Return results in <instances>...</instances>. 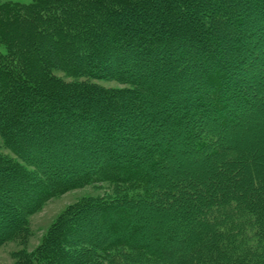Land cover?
Listing matches in <instances>:
<instances>
[{"label": "trees", "instance_id": "1", "mask_svg": "<svg viewBox=\"0 0 264 264\" xmlns=\"http://www.w3.org/2000/svg\"><path fill=\"white\" fill-rule=\"evenodd\" d=\"M254 7L264 26V0H0V243L23 240L27 216L62 191L119 188L65 208L14 264H264V176L227 139L249 126L244 115H261L264 91L257 81V90L231 91L222 39L246 31ZM192 86L200 102L174 111V93ZM171 99L175 107L162 109ZM169 116L192 122L179 152L217 167L206 176L210 193L192 172L164 165L177 155L170 145L142 143ZM175 124L164 129L173 139L182 132ZM183 198L192 208L177 217L192 233L187 252L169 259L173 234L155 247L126 236L143 210ZM96 213L99 237L72 234Z\"/></svg>", "mask_w": 264, "mask_h": 264}, {"label": "rangeland", "instance_id": "2", "mask_svg": "<svg viewBox=\"0 0 264 264\" xmlns=\"http://www.w3.org/2000/svg\"><path fill=\"white\" fill-rule=\"evenodd\" d=\"M255 10H257L258 12V9L255 7L253 8V12L251 8H249L248 12H250L247 15V20L245 22L247 29L246 31H243L241 35L238 36V38H229L230 34L233 35L235 33L233 29L232 31H230V29H227L226 31H224L225 35L222 36L223 42L225 44V51L228 54L227 56L229 57L227 64L230 65L228 66L229 69L227 70H233L231 78H229L232 80L231 91L240 90L244 92L249 91L250 89L257 90V88H259V83L261 85L260 90L264 91V26L261 25L262 20L260 17H258L257 12L255 13ZM0 51H3L2 45H0ZM255 81L258 82L257 85H254ZM94 83L105 87L120 86L115 81L94 80ZM188 84L189 81H187L186 85ZM178 89L181 91H179L178 93H174V95L176 99L180 98V105L179 107H177L176 105L177 108L174 109V111L182 112L185 109L189 110L192 107L194 108L197 102H200L198 94L200 93L199 88H194L192 86V90L189 91L181 88ZM172 100L174 99H171V101H165L164 104H161V108L164 110L166 107L172 108L174 106ZM262 111L263 112L261 113V115H244V117H248V120L250 122L249 126L247 128H244L243 131H239L236 134L229 135L227 139H229L228 141L234 143L241 150L244 157H251L252 159L254 158L256 163L259 165L260 172H262L264 176V108ZM193 119L195 118L193 117ZM175 122H179L181 124L180 127L182 131L178 135L177 139H173L170 134L164 131V129L167 130L168 128L170 129L173 125H176ZM191 123V120H188L186 121V123L184 122L182 124L173 116H169L165 120L156 119L150 125L151 128H149V133L147 135L149 137L146 139V142H141L145 145H149L148 142L154 141L162 147L170 145V152H176L177 155H173L174 157L169 161L168 159H164V165H166L168 168L179 166L178 169L179 171H183L182 173H187V171L192 172V179L196 180L195 182L201 179L204 180V184L202 187H205V189H207L210 193V189L208 188L207 184L208 178L206 176H208V174H210V176L216 175L215 169L217 167H214L210 164H205L202 166V163L204 161L200 156L198 158H194L191 152H185L183 154L179 152L181 149H183L181 147L182 144L180 143L182 141L181 136L185 134V132L183 131L190 130ZM244 126L245 124H242V127ZM155 127L159 128L157 132L153 131L152 129ZM167 137H171L170 139H173L174 141H166L165 138ZM138 153H140V155H143L140 151ZM159 154L165 155V153L163 152H160ZM150 157L154 158V155H151ZM244 175V172L240 171L239 174H236L229 178H225V182H227V180H234V182H236L237 178L241 179L244 177ZM196 177L200 179H197ZM111 187L112 185L110 183L101 181L95 184H87L84 186L62 191L60 192V194L45 200L37 207V209L33 213L27 216V232L26 235L22 238L23 240L13 239L7 242L0 243V264H14L16 255L22 248L26 249L27 251H32L33 249H35L40 243L42 237L46 234L49 227L57 219L59 214H61V212H63L65 208L74 206L78 200L83 198H94L95 200H101L108 197L114 198L119 188ZM194 193L197 196L199 195V192H197V190H195ZM188 201L189 200L184 199L181 201H174L171 207L169 205L167 206V208H151L152 210H143L138 217H134L128 223V226L137 224L140 225V227L133 232L129 231L126 236L131 239L134 236H140L142 240L148 242L150 247L161 245L162 240L167 235L171 236L173 234L177 236L176 238H178V236L180 239L186 238L185 241H181L180 239H173V243L175 244L176 248L174 246L173 248H169L166 251V254L168 252L170 253L168 256L169 259L175 260L180 255V253L187 252L188 249H190V247L192 246L191 244L194 243L189 242L192 234L188 230L189 225L184 222L183 218L182 220L180 218L177 219V217L184 216L187 211L190 212L192 210V208L188 206ZM132 209L140 210L139 208ZM128 212L129 211L126 210V212H118L116 214L113 213L112 218L125 217ZM98 215V213L92 214L90 216V219L87 218V221L84 222L82 226L76 228V230L72 234L74 236H82L88 239L95 240L96 237H99L95 235V233L98 232V230L103 226V224L96 223L94 220ZM112 218L110 216L108 221H110V219ZM168 244H170L169 241Z\"/></svg>", "mask_w": 264, "mask_h": 264}]
</instances>
